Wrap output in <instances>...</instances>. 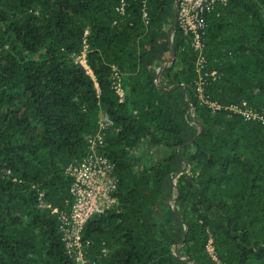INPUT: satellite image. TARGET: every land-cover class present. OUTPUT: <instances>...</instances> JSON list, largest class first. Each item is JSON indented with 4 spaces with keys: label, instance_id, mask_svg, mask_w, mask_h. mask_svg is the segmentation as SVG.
Here are the masks:
<instances>
[{
    "label": "trees",
    "instance_id": "obj_1",
    "mask_svg": "<svg viewBox=\"0 0 264 264\" xmlns=\"http://www.w3.org/2000/svg\"><path fill=\"white\" fill-rule=\"evenodd\" d=\"M119 2L0 0V264H71L50 207L66 205L63 167L99 112L118 127L102 149L117 202L83 226L90 257L105 246L101 264H264V125L197 97L173 0ZM204 20L215 76L203 94L264 111V0L216 1ZM83 46L97 91L74 60Z\"/></svg>",
    "mask_w": 264,
    "mask_h": 264
},
{
    "label": "built area",
    "instance_id": "obj_2",
    "mask_svg": "<svg viewBox=\"0 0 264 264\" xmlns=\"http://www.w3.org/2000/svg\"><path fill=\"white\" fill-rule=\"evenodd\" d=\"M216 1L224 2V0H176L174 8V26L177 25L186 35L185 39L195 53L194 69L197 76L194 83L196 95L212 111L222 107L228 110V114H239L243 119L255 120L264 125V111L249 106L245 100L221 104L210 101L203 94L202 83L205 81V76L207 74L212 78L215 76V70L212 69L207 72L204 69L206 64L202 41L205 26L204 12L210 11ZM123 3V0H120L117 6L119 11L123 9ZM84 47L78 54L74 55V60L81 64L93 79L97 91V84L85 60ZM112 79L113 87L119 96L118 100H120L123 91L119 74L115 69L112 71ZM117 129L118 127L106 113L99 112L96 118V129L83 136L85 152L79 158L67 162L63 167V173L70 178L68 184L69 198L63 208L53 206L50 207V211L56 213L57 230L71 264H101L99 259L106 254L107 248L101 246L97 257H90L88 253L92 241L83 235L82 230L86 220L91 215L102 213L116 205L114 164L102 149L105 146L106 134ZM40 195L41 192H38V196ZM39 205L49 207V203L45 202H39ZM205 249L209 256L215 260L210 237L205 243Z\"/></svg>",
    "mask_w": 264,
    "mask_h": 264
},
{
    "label": "water",
    "instance_id": "obj_3",
    "mask_svg": "<svg viewBox=\"0 0 264 264\" xmlns=\"http://www.w3.org/2000/svg\"><path fill=\"white\" fill-rule=\"evenodd\" d=\"M175 4H176V0H173V8H175ZM172 27H174V18H173V23H172ZM169 39H170V36H169ZM174 58V51H173V48H171L170 50V58L168 59V61H166L163 66L159 67L157 70H156V75H155V80H157V76L158 74L160 73V71L162 70V68L168 64L169 62H171ZM201 129V127H200ZM183 235V234H182Z\"/></svg>",
    "mask_w": 264,
    "mask_h": 264
},
{
    "label": "crops",
    "instance_id": "obj_4",
    "mask_svg": "<svg viewBox=\"0 0 264 264\" xmlns=\"http://www.w3.org/2000/svg\"><path fill=\"white\" fill-rule=\"evenodd\" d=\"M172 9H173V12H172V18L174 17V8H173V5H172ZM165 33H166V37L167 39L169 40V36H170V33H171V30H169V25L166 27L165 29ZM169 34V35H168ZM162 38L158 39V46L162 44ZM164 44V43H163Z\"/></svg>",
    "mask_w": 264,
    "mask_h": 264
},
{
    "label": "rangeland",
    "instance_id": "obj_5",
    "mask_svg": "<svg viewBox=\"0 0 264 264\" xmlns=\"http://www.w3.org/2000/svg\"><path fill=\"white\" fill-rule=\"evenodd\" d=\"M169 35V34H168ZM162 42L164 43V45H163V47H161V49H163V50H165V51H167V48L168 47H166V43L164 42V40L162 39Z\"/></svg>",
    "mask_w": 264,
    "mask_h": 264
}]
</instances>
